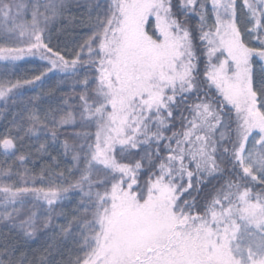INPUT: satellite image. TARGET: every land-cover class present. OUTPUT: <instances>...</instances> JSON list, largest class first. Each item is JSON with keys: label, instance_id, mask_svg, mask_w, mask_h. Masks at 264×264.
Instances as JSON below:
<instances>
[{"label": "snow or ice", "instance_id": "snow-or-ice-1", "mask_svg": "<svg viewBox=\"0 0 264 264\" xmlns=\"http://www.w3.org/2000/svg\"><path fill=\"white\" fill-rule=\"evenodd\" d=\"M0 65V264H264V0H0Z\"/></svg>", "mask_w": 264, "mask_h": 264}, {"label": "trees", "instance_id": "trees-1", "mask_svg": "<svg viewBox=\"0 0 264 264\" xmlns=\"http://www.w3.org/2000/svg\"><path fill=\"white\" fill-rule=\"evenodd\" d=\"M76 14V13H74ZM69 27V25H64V24H57V28L59 29H63V28H67ZM77 32H64V31H60V32H55L54 36H57V42L61 43L63 45V43L67 42L68 45H71V37L77 35ZM0 67H2V65H0ZM36 67L35 64L33 63H19V70L16 71L15 73V77L16 78H20L25 74H30L28 73V70L31 68ZM256 67H259V65H256ZM9 75H11V73H9ZM60 80V76H53L51 77V79L46 80L43 84H41L39 87H35L34 91H28L25 93V95L27 96H40L41 93H43L45 96L54 89L55 85L57 82H59ZM29 87H34V86H29ZM45 102V106H46ZM0 111H3V107L2 105H0ZM14 111V110H13ZM11 119V116H8V120ZM7 121H5L3 118H0V132H3L4 130V125ZM31 143V142H28ZM32 151H34V149H32ZM53 155H56L55 152H53ZM35 159V157H34ZM3 160V155H2V149H0V161ZM29 167H32L31 164L28 165ZM58 223H64L63 220L58 221Z\"/></svg>", "mask_w": 264, "mask_h": 264}]
</instances>
